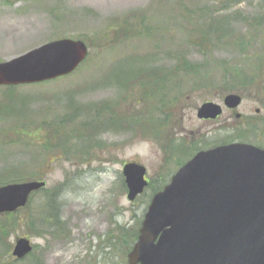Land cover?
Listing matches in <instances>:
<instances>
[{
    "label": "rangeland",
    "instance_id": "rangeland-1",
    "mask_svg": "<svg viewBox=\"0 0 264 264\" xmlns=\"http://www.w3.org/2000/svg\"><path fill=\"white\" fill-rule=\"evenodd\" d=\"M224 14L241 18L235 21L249 17L254 22L255 17L264 16V0H0V61L60 38L80 37L89 50L68 75L36 84L0 86V182L45 180V190L34 194L29 207L19 212L28 214L43 193L55 194L63 221L61 236L35 234L28 225H14L6 238L9 252L2 260L9 264H127L126 235L121 236L116 227H139L148 202L127 199L122 164L141 162L149 181L163 172L165 184L187 159L188 147L216 145L225 136H233L236 127L264 118L262 89L255 84L242 93L222 92L219 87L199 86L191 78L180 83L178 91L174 86L168 90L169 106L164 112L156 111L157 98H141L142 83L154 69L174 66L177 50L190 61L208 60L211 65L214 59L239 58L242 50L229 45L228 35L210 39L192 33L202 17ZM143 17L146 32L125 33L127 23L132 22L127 29L134 31L133 22ZM235 26L241 32L245 29L241 23ZM137 71L141 74L124 79L128 86L124 81L119 85L120 79ZM229 92L242 95L237 108H223L214 120L196 116L202 102L223 105L222 98ZM100 103L122 116L110 127L80 136L70 133L71 144L86 148L88 155L82 151L68 156L43 145L48 121L65 120L72 114L71 123H78L81 105L92 117V104ZM244 136L240 141L264 147V136ZM62 138V134L56 136L57 142L62 143ZM13 173L24 177L9 179ZM19 237L31 239L33 250L26 260L16 261L10 252Z\"/></svg>",
    "mask_w": 264,
    "mask_h": 264
},
{
    "label": "water",
    "instance_id": "water-1",
    "mask_svg": "<svg viewBox=\"0 0 264 264\" xmlns=\"http://www.w3.org/2000/svg\"><path fill=\"white\" fill-rule=\"evenodd\" d=\"M87 54L81 39L44 42L0 61V86L70 74ZM241 100L232 92L222 102L234 109ZM223 106L205 101L196 116L215 119ZM121 172L126 197L133 201L147 186L146 168L131 160ZM45 184L30 179L0 185V215L24 207ZM31 251L30 239L19 237L11 255L22 259ZM126 260L127 264H264V147L232 141L194 153L151 196Z\"/></svg>",
    "mask_w": 264,
    "mask_h": 264
},
{
    "label": "trees",
    "instance_id": "trees-1",
    "mask_svg": "<svg viewBox=\"0 0 264 264\" xmlns=\"http://www.w3.org/2000/svg\"><path fill=\"white\" fill-rule=\"evenodd\" d=\"M240 1L241 0H232V2L235 3ZM234 19L241 18L233 14L213 16L209 19L202 17L195 23L198 25L196 28H192V33L198 35L197 37H209L210 39L212 36L218 37L219 34H221V37L225 38L228 35L227 42L229 45L238 47L242 50V54L238 59H214V63L211 65L208 60L200 62L190 61L185 58L184 52L177 50L174 66L165 67L163 70L154 69V74L151 73L149 75L150 79L147 82L142 83L141 98H151L152 100L157 98L159 105L156 106V111L159 112L158 110H160L164 112V108L169 106L168 90L174 86L173 90L178 91L180 83L191 78H193L194 83H197L199 86H205L207 88L212 86L219 87L222 92L239 91L242 93L244 91H250L247 89V86L255 84L262 89V96L264 98V16H259V18L255 17V19H252L254 22H250L251 19L249 17L242 18V21H235ZM131 23H127V27L124 28L126 34L131 33L133 36H138L141 35V31L146 32L144 17L139 21L137 20L136 22H133V26L136 29L134 31L127 29ZM236 23H241L243 28H245L244 31L241 32L237 29L235 26ZM78 39L81 38L78 37ZM201 43H203V46L205 45L204 41H201ZM140 74L141 72L137 71L132 75H126L122 80L120 79L119 85L123 83L125 78H133ZM172 80H174V84L172 83ZM168 82L171 83V86L168 85ZM127 84L128 82H125V86H128ZM92 107L93 110H89L91 111V116H94L90 117L89 112L83 105H81L78 108V111L82 113V115H80L81 120H79L78 123H73L74 125L71 123L72 114H67L65 120L60 119L58 121H48L46 123V125H48V137L47 135L45 136L47 142L43 143V145L46 146L48 150L60 149L68 156L70 154L76 155L78 152L83 153L82 151H86L84 155H88L90 152H88L86 148L71 144L70 133L75 132L80 136L87 131H96L101 127H110V124L115 123L122 116L119 113L117 114L116 110L109 104H92ZM262 107H264V100ZM111 114H115V117L112 118ZM97 118L101 120H97ZM255 121L256 122L248 124L247 127L245 126V128L236 127L233 136H225L221 142L243 140L245 137L244 134L246 133H252L254 136H264V118H258ZM116 123L118 124V122ZM69 124H72L73 127H70ZM63 125L66 129L68 126V129L66 130ZM61 130H63L62 133H60ZM61 134L63 136V138L60 139L62 143H59L57 142L56 136L60 137ZM188 149L190 150V153L187 158L199 148L196 149L194 145H191ZM15 171L16 170H11L10 172ZM162 173L158 175L160 177L149 181L144 192L137 197V199L139 198V201L141 200L143 203L149 202L151 195L163 187L164 182L163 179H161ZM9 177H13L9 179H23L24 176L22 174L13 173L10 174ZM65 183L66 182L61 183L59 188L61 189V187L65 186ZM0 184H2V182H0ZM122 184L124 185L123 180ZM44 190L45 188L41 189L40 192H43ZM26 207L28 208L29 204ZM59 208L60 203L58 201V195H48L43 193L38 205L31 207V211L28 212V214L19 212L21 210L19 209L12 214H7L3 217L0 216V246L2 248L0 251V257L3 256L5 252L7 254L9 252V243L6 238H8L10 229L14 225H28L35 234L45 233L52 236H61L63 233V221L61 220ZM17 213L19 216H13ZM12 221H14V223ZM138 222L139 225L140 221L138 220ZM116 229L121 232V236L123 233L126 235L125 252L127 253L137 238L138 227L135 226V228L128 229L122 226H117ZM9 263L10 262L7 260H2L0 258V264ZM32 264L39 263L33 262Z\"/></svg>",
    "mask_w": 264,
    "mask_h": 264
},
{
    "label": "flooded vegetation",
    "instance_id": "flooded-vegetation-1",
    "mask_svg": "<svg viewBox=\"0 0 264 264\" xmlns=\"http://www.w3.org/2000/svg\"><path fill=\"white\" fill-rule=\"evenodd\" d=\"M205 120H211V119H205ZM177 169H178V168H177ZM173 173H174V172H173ZM173 173H172V174H173ZM27 258H28V255H27L24 259L26 260ZM24 259H23V260H24Z\"/></svg>",
    "mask_w": 264,
    "mask_h": 264
}]
</instances>
